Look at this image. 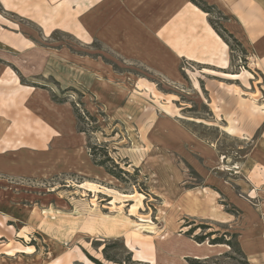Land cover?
Here are the masks:
<instances>
[{
    "label": "rangeland",
    "instance_id": "374dc122",
    "mask_svg": "<svg viewBox=\"0 0 264 264\" xmlns=\"http://www.w3.org/2000/svg\"><path fill=\"white\" fill-rule=\"evenodd\" d=\"M193 1L208 6L203 0ZM219 12L212 8L207 14L209 21L223 33L225 16ZM10 18L23 21L15 14ZM26 27L36 38L37 32ZM223 36L230 43L227 45L231 73L211 69L200 71L208 73L202 74L199 67L182 62L184 87L176 90L172 84L167 87L158 81L154 71L119 61L104 52L98 41L85 49L66 31L53 34L46 43L64 48L60 53L62 71L68 67L63 59L74 57L68 49L96 59L101 55L109 63L117 94H110L113 97L106 100L102 96L95 98L91 90L75 84L63 88L55 80L54 72L42 79V88L51 99L66 104L59 114H46V117L58 115L59 122L55 118L49 121H53L62 137L51 134L54 142L49 143L51 150L45 153L48 157L35 152L11 153L12 173L0 170V264H264V248L238 252L237 235L230 239L231 233L236 234L234 220L179 215L177 196L201 185L202 177L173 151L145 141L148 120L156 110L162 115L164 112L175 115L218 153L219 159L224 155L234 160L247 150L246 140L235 134L238 124L234 119L238 123L239 112L249 113L252 108L259 113L257 103L262 98L256 86L252 94L228 85H246L248 78H252L254 85L256 80L264 85V79L257 69L261 65L250 52L226 33ZM184 72L190 76L195 90ZM62 76H69V72L63 71ZM158 88L170 89V95L163 96ZM242 97L250 99L244 101ZM233 101H240L235 111ZM218 112L224 114L225 121L218 119ZM241 145L243 150L239 151ZM91 147H95L94 157L90 154ZM59 150H66L68 158L60 157ZM107 157L105 166L115 171L118 178L95 164V159L98 162ZM220 162L217 170H226ZM218 205L221 211L238 216L223 198L217 200V208ZM196 225L210 228L202 226L192 234L187 232ZM209 231L216 234L202 243L194 239ZM221 235L225 240L238 242V246L210 243V239Z\"/></svg>",
    "mask_w": 264,
    "mask_h": 264
},
{
    "label": "crops",
    "instance_id": "0c3cea01",
    "mask_svg": "<svg viewBox=\"0 0 264 264\" xmlns=\"http://www.w3.org/2000/svg\"><path fill=\"white\" fill-rule=\"evenodd\" d=\"M203 1L225 16L223 27L261 65L257 69L264 79V2ZM12 14L23 21L12 20ZM26 26L37 32L36 38ZM57 31H66L85 49L94 40L98 41L104 52L119 61L140 64L154 71L158 81L167 87L172 84L176 90L184 87L182 62L199 67V72L212 69L231 73L228 72L231 68L229 46L209 23L208 14L191 0H0V170L5 173L14 166L11 153L35 152L48 157L45 153L54 142L51 134L62 137L53 121H49L55 118L59 122L58 115L46 117V114H59V109L66 104L52 100L43 90L42 79L47 73L54 72L55 80L63 88L75 84L91 90L98 99L102 96L101 99L111 100L110 94H117L110 78L109 63L101 55L96 59L68 49L74 57L63 59L68 64L63 71H68L70 77L62 76L60 53L65 50L46 43ZM184 73L194 89L190 76ZM246 80L248 85L228 86H237L252 94L256 86L262 101L257 103L259 113L252 108L249 113L239 112L238 123L234 119L238 124L235 134H239L240 140H246L248 146L244 151L243 145L238 146L242 152L234 160L224 155L219 159L218 153L207 147L175 115L165 112L162 115L156 110L148 120L145 141L173 151L202 177L201 185L177 196L179 215L234 220L232 226L241 251L250 253L264 248V85L258 80L254 85L252 78ZM156 90L163 96L170 95V89ZM249 99L242 97L244 101ZM103 105L106 107L105 103ZM236 106L240 107V101L232 102L234 111ZM218 119L225 121L224 114L221 116L218 112ZM15 142L18 145L14 146ZM58 152L60 157L68 158L66 150ZM221 159L225 161L220 162ZM219 162L232 172L217 170ZM220 198L231 205L238 216L221 211L220 205L217 208Z\"/></svg>",
    "mask_w": 264,
    "mask_h": 264
},
{
    "label": "trees",
    "instance_id": "16d2710c",
    "mask_svg": "<svg viewBox=\"0 0 264 264\" xmlns=\"http://www.w3.org/2000/svg\"><path fill=\"white\" fill-rule=\"evenodd\" d=\"M191 2L193 3V4H196L200 9H202L204 12H206V13H210V11H211V9L212 8H214L213 6H211V5H209V6H206V7H203V6H201V5H199L196 1H193V0H191ZM220 13V12H219ZM209 23H211L210 21H209ZM211 25H212V27H213V29L215 30V32L219 35V37H221L222 39H223V41H225L228 45L230 44L229 43V41H228V39H227V37H225V36H223V33H226V35L228 36V37H230V38H233L234 40H236L228 31H226V29H224L223 30V33H220L216 28H215V26L213 25V23H211ZM75 114H77V113H75ZM77 117H78V119H80L81 120V116L80 115H78L77 114ZM95 147H91V152H90V154H91V156L92 157H94L96 154H95ZM105 154H103V156H106V153H107V151H105L104 152ZM109 158L107 157L106 159L104 158L103 160H98V162H97V160L95 159V164L98 166V165H100V166H103L104 167V169H105V171H107V173L108 174H110L112 177L114 176V177H116V178H118L119 177V175L115 172V171H113L112 169H110L108 166H105V163H106V161L108 160ZM188 225H190V224H188ZM207 227V228H210V226H207V225H201V226H191L190 227V229L187 231L188 233H190V234H192V232L193 231H195L197 228H201V227ZM186 232V233H187ZM216 234V232L215 231H209L208 233H206V234H204V235H202V236H194V239L195 240H197L199 243H202L203 241H205V238H207V237H209V236H212V235H215ZM236 236V234L235 233H231V235H230V239H231V237H235ZM210 243L211 244H214V245H216V244H227V245H229V246H238V242H236V243H233L231 240H225V239H223V236L221 235V236H219V237H214L213 239H210ZM237 250H238V252L239 253H241V250H240V248L239 247H237ZM242 254V253H241ZM190 264H193V263H190Z\"/></svg>",
    "mask_w": 264,
    "mask_h": 264
},
{
    "label": "bare ground",
    "instance_id": "6f19581e",
    "mask_svg": "<svg viewBox=\"0 0 264 264\" xmlns=\"http://www.w3.org/2000/svg\"><path fill=\"white\" fill-rule=\"evenodd\" d=\"M141 222L145 221V220H140Z\"/></svg>",
    "mask_w": 264,
    "mask_h": 264
}]
</instances>
